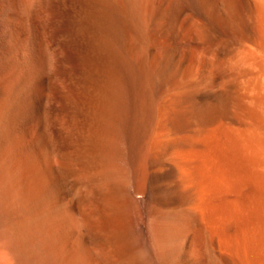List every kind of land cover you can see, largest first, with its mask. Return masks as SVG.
<instances>
[{"label":"bare ground","instance_id":"1","mask_svg":"<svg viewBox=\"0 0 264 264\" xmlns=\"http://www.w3.org/2000/svg\"><path fill=\"white\" fill-rule=\"evenodd\" d=\"M0 264H264V0H0Z\"/></svg>","mask_w":264,"mask_h":264}]
</instances>
